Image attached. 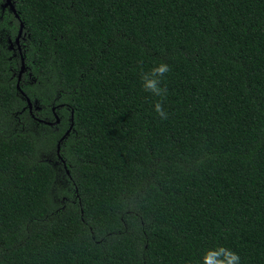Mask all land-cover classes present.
I'll use <instances>...</instances> for the list:
<instances>
[{"label":"trees","instance_id":"obj_1","mask_svg":"<svg viewBox=\"0 0 264 264\" xmlns=\"http://www.w3.org/2000/svg\"><path fill=\"white\" fill-rule=\"evenodd\" d=\"M11 1L0 264H264V0Z\"/></svg>","mask_w":264,"mask_h":264},{"label":"clouds","instance_id":"obj_2","mask_svg":"<svg viewBox=\"0 0 264 264\" xmlns=\"http://www.w3.org/2000/svg\"><path fill=\"white\" fill-rule=\"evenodd\" d=\"M171 71L166 63H159L147 73H142V87L154 97H159L153 107L161 120L168 118V113L162 103L167 98L168 89L162 85V78ZM199 264H240V256L233 250L224 246L208 248L204 251Z\"/></svg>","mask_w":264,"mask_h":264},{"label":"water","instance_id":"obj_3","mask_svg":"<svg viewBox=\"0 0 264 264\" xmlns=\"http://www.w3.org/2000/svg\"><path fill=\"white\" fill-rule=\"evenodd\" d=\"M6 5H10V8H11L14 12H16V9H15V7H14V5H13V3H12L11 0H6ZM17 16H19V15L17 14ZM23 29H24V23L21 22L19 35H18V37H17V43H18V44H19V39H20V37H21V35H22V33H23ZM24 68H25V64H24V61H23L22 69L20 70L19 79H18V84H17L18 87H19V81H20V78H21V75H22V73H23ZM29 104H31V103H30V100H29ZM54 110H55V109H54ZM55 116H56V120H55L54 123L57 124V123L60 122V119H59V117H58L57 114H55ZM69 131H70V130H68V131L66 132V134H67ZM66 134H65L63 137H65Z\"/></svg>","mask_w":264,"mask_h":264},{"label":"rangeland","instance_id":"obj_4","mask_svg":"<svg viewBox=\"0 0 264 264\" xmlns=\"http://www.w3.org/2000/svg\"><path fill=\"white\" fill-rule=\"evenodd\" d=\"M47 158V157H46Z\"/></svg>","mask_w":264,"mask_h":264}]
</instances>
